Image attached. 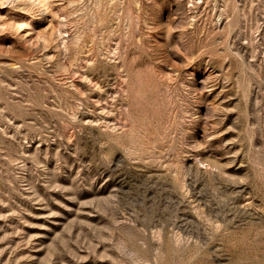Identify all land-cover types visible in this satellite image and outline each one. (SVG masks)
<instances>
[{
	"label": "rangeland",
	"instance_id": "1",
	"mask_svg": "<svg viewBox=\"0 0 264 264\" xmlns=\"http://www.w3.org/2000/svg\"><path fill=\"white\" fill-rule=\"evenodd\" d=\"M0 264H264V0H0Z\"/></svg>",
	"mask_w": 264,
	"mask_h": 264
}]
</instances>
